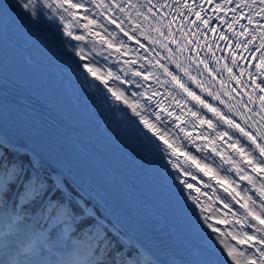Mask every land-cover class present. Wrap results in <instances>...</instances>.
<instances>
[{
    "label": "snow or ice",
    "instance_id": "obj_1",
    "mask_svg": "<svg viewBox=\"0 0 264 264\" xmlns=\"http://www.w3.org/2000/svg\"><path fill=\"white\" fill-rule=\"evenodd\" d=\"M37 0H10L8 4L5 5L8 9L11 10L13 19H19L25 23L32 24L37 27L38 23V11L36 8ZM210 3L211 0H208ZM0 3H3V0H0ZM151 3V0H149ZM62 7V5H58ZM72 8H80L82 5L72 4ZM97 8H103L105 5L100 3L99 0L96 4ZM109 8H119L120 12L125 11V5L120 4H110ZM187 9V13L195 17L191 23L195 24L198 28L205 27V30L208 32L215 33L217 29L214 26L209 24L211 17L205 18L203 15V9L194 11L195 4L189 5L185 3L183 5ZM239 7V5H237ZM250 7V5H249ZM228 8V0H225L223 5L217 3L215 5L214 11L219 13L226 11ZM235 11V10H234ZM148 12L152 13L153 8L149 7ZM264 14V0H260V10L258 12H251L247 16L248 26L256 24L255 28H252L251 31L249 27L241 25V31L239 33L233 32V35L237 37L244 36L247 39L240 43L239 40L236 44V48L239 51H229L227 48L225 51L228 52L231 65L236 66L240 69L238 75H234V68L225 64L223 71L228 73L230 81H235V86L231 89L227 88V85H224V88L220 92H212L211 90H206L203 83L198 82V77L192 75L189 68L183 67L179 64L174 56H169L167 59L169 63H175L176 68L170 69L166 64L160 63L157 59L156 64L153 65L158 69H163L161 75L164 77L163 80L152 73L150 70L141 71L137 68H133L132 65L136 63V60L130 59L125 61L128 66V71L131 73L132 77H139L141 81L147 82L151 76L157 84L158 89L161 87L172 86L175 89H179L181 94L184 96V99H180L175 95L174 91H167L166 95L170 98V102L165 105V100L160 96L159 91H153L150 86L145 87V92L140 93V96H146V104H151L153 100L156 101L155 111L152 112V115L155 116L156 123H151L148 119L144 117L142 112L145 110L141 107L140 101L137 100L135 103H129L125 99V103L128 104V107L131 108L132 112L140 117L145 128L149 131L154 132L157 136H160L161 139H164V143L167 145V149L156 145L158 151L161 153V158L163 161H169V149L171 150V155L173 157L177 156V148L173 146L174 141L170 142L168 138H165V133L161 132L157 125H160L163 128H167V122L172 119L173 111L178 110L180 115L175 117L176 122H179L180 117L185 115V109L187 113L190 114L191 118H195L197 123L200 126L208 125L211 126L213 131L216 132V137L211 140L207 137L201 139V143L198 145L195 143V138L188 132H185L183 128H180V131L184 134V137L193 143V147H196L199 151L206 152L208 150L209 144H211L212 151L217 155H220V149L217 147L218 141L226 138L229 140L228 147L231 148L232 152L239 155L240 161L243 163L244 167H249L251 172L259 176L264 174V135H261L259 132L252 131V122L256 121V116L251 115L255 111V107H249V105L255 106L256 100L259 101V108L262 110L258 115L260 116V124L264 125V31H261V28H264V25H261L259 21H254L253 17H260ZM143 15V14H141ZM52 17H49L51 19ZM107 23L115 24L116 27L123 32V34L128 38V40H136V43L139 45V48H144V44L140 43L139 40L132 34H129L123 27V21H117L111 17H106ZM147 19V16H145ZM184 19L187 20V15L184 16ZM216 19L223 24L224 17L222 15H217ZM234 23H238V20H234L228 24L229 29L231 30L234 27ZM89 25H95L102 29L103 33L106 34L107 38L104 35H101L99 32L91 31ZM86 29H89V34L98 37L101 45L108 50L110 55L115 54L118 58L121 53L126 54L128 52V46L121 42L119 45L113 44V33H110L106 27L102 24H96V21L89 20L87 24L84 25ZM171 28V22L168 25ZM137 31L136 27H133L132 32ZM155 31L160 32V29H155ZM171 36V32L168 33ZM199 35V33H197ZM83 37L77 36L76 39H82ZM147 38V37H146ZM167 39V37H165ZM218 40H223L229 42V37L226 36L223 32H220L217 37ZM260 40L261 43L253 47V42ZM151 43H158L157 41H150ZM196 45V48L189 47L188 44H185L183 48L177 47L175 49L176 53H184L185 50L189 52L190 66L195 64L197 68L203 66V70L200 72V75H203L204 72H207L209 76L215 80L214 70L210 68L205 59H194L192 53L196 52L198 54L200 42L198 40L193 41ZM171 44H178V42L173 37L168 41V44H162V47L166 51H172L169 47ZM78 47V46H77ZM210 49V45H209ZM74 53L76 52L75 48L70 49ZM146 51H151L150 49H145ZM244 50H248V55H244ZM138 51V49L134 50ZM259 54V55H257ZM81 58H83V53L81 51ZM223 58V57H222ZM107 59V58H105ZM143 59L147 60V57ZM215 60V57L213 56ZM241 61L244 63L241 64ZM219 63V61H215ZM91 63H99L93 59ZM151 64V61H149ZM89 64H82L80 67L86 68L88 72L95 74L96 70L89 66ZM246 66L254 68L255 71H246ZM143 68V65H141ZM178 73H183V77ZM108 77L120 79L118 76H114L112 72L107 73ZM245 75L248 77L245 80ZM184 77L190 81V84L184 82ZM97 79H100L97 76ZM131 83V81H129ZM100 83L103 85V88L107 89L108 92H112V97H115L113 104L123 98V93L116 91L113 92L112 88L109 87L108 83L100 79ZM192 85L199 89L200 93L207 91V96L211 97L213 101L218 100L220 104L224 105L227 108V112L222 111L219 107L210 103L206 98H202L200 94L193 90ZM240 87L245 89H251V92L247 94V100L241 99L239 106L229 104L224 97H234V94L240 90ZM93 88L96 92L100 89ZM129 91H131L129 89ZM245 93L241 92V97ZM112 97H107L108 100H112ZM255 97V98H254ZM189 104L191 107H189ZM198 109L206 110L211 113L215 118V123L213 119L206 118L204 115L200 114ZM151 111V109H147ZM247 112V114H246ZM243 116L244 119L242 122H238L236 117ZM226 126L229 131H221L218 126ZM259 126V125H258ZM196 127V124H193V128ZM232 133H238L239 138H234ZM16 136V135H15ZM13 135H5L4 139H0V206H6L8 200L12 201L13 207L19 209L21 206L32 205L35 209H39L41 212L44 211V205H48V213H55L56 217H64L66 215H73L77 218H80V223L77 227L84 228V225H88V231L92 234V237L97 241L102 242L104 246L111 245L114 249H117L118 245H122L125 250L128 249L129 245H133V240L129 236L128 231L126 230V224L123 220L116 216L114 212L109 211L108 202L102 201V198L95 194V190L85 188L82 183L77 179L72 178L70 172H65L61 170L58 175H51L50 177H45L42 174V164L40 163V155L35 148L32 149L33 156L36 158H31L27 161L20 159L17 156L18 143ZM241 139L248 142L249 148H246L244 143L241 142ZM215 141V142H214ZM239 145V147H237ZM254 153H258L254 155ZM247 154V155H246ZM186 158L191 159L192 163L200 168V162L195 156H192L190 153L186 154ZM222 159L225 163H233L234 161H229L227 156H222ZM172 169H178L175 173L171 172L172 177H174L176 182H179L186 189H193V184L189 183L187 179H183L181 172L184 177L190 176L191 173L179 169L177 163L171 162ZM204 175H208L211 169L204 165L202 169ZM235 171L239 175L241 180L248 181L249 184H255L252 175H246L241 171L239 166L236 167ZM67 176L71 180V186H66L62 181V177ZM51 179L53 182L51 185L46 183L47 179ZM195 179V177H193ZM226 179V178H221ZM182 181V183H181ZM219 182V180H218ZM224 192L227 193L233 201L238 203L242 209H244V223L248 224L254 231L249 233H244L243 236L237 240V235H232V239L237 240L238 244L247 245L249 247L255 248L258 255H252L248 258L247 264H264V184H261L260 187L255 188L256 199H253L251 196L247 195L248 189H244V201L238 199V194L227 185L221 184ZM194 191L199 193V188H195ZM59 192V194H57ZM183 195L187 196L188 193L184 192ZM194 203L199 205L198 196L189 197ZM59 201V202H58ZM91 201V204H89ZM52 202H58L53 204ZM224 207H228L227 204ZM25 209V207H24ZM203 212V209H202ZM23 216H17L16 219L22 220ZM31 218V217H30ZM211 217L205 216L203 223L207 225V228L213 229L214 232H219V228H213L212 223H210ZM223 223H228L227 220L222 221ZM239 222V221H238ZM69 229L66 228L65 231ZM54 235V233H53ZM227 248V255L232 258L233 261H237V255L234 254V251L231 247L225 244ZM103 251V249H101ZM131 264V262H130ZM186 264H213V261L210 258L209 253L201 252L198 254L197 259H189L186 261Z\"/></svg>",
    "mask_w": 264,
    "mask_h": 264
},
{
    "label": "bare ground",
    "instance_id": "obj_2",
    "mask_svg": "<svg viewBox=\"0 0 264 264\" xmlns=\"http://www.w3.org/2000/svg\"><path fill=\"white\" fill-rule=\"evenodd\" d=\"M49 3L52 4L54 9L57 11L60 17H63L68 24L72 26V29L77 34H82L85 36L87 40H89L94 47L99 48L100 50L106 52L109 54L108 50L104 48L103 45L99 42L98 37H94L89 34V29H86L84 27L85 24L88 23L89 20L96 21V24H102L104 27L108 29L110 33H113V44L119 45L121 42H123L125 45L128 46V52L126 54L121 53L119 55V58L113 54L112 56L117 63L128 72L131 79L134 81V83L139 86L143 92H145V87L150 86L153 91H159L160 96L164 98L165 105H167L170 102V98L165 94L166 88L167 91H174L175 95L182 99L181 92L178 91V89L173 88L172 86H166L161 87L158 89L156 81L150 76L149 80L147 82L141 81L139 77H132L131 73L128 71V66L126 65L125 61L134 59L136 60V63L132 65L133 68H137L141 71L144 70H150L152 73H154L156 76H159L161 80L164 79V77L161 75L163 69H158L157 67H154L153 65L156 64L157 57L151 55L150 53L146 52L142 48H139V45L135 44L132 40H128V38L114 25L107 23V19L102 15L100 10L96 7V4L98 0H47ZM157 1L160 0H151V3H149V0H129V10L130 12H127L126 10L122 13L119 11V8H113L116 12H118L122 19L125 21H128L132 26L136 27L138 30H140L142 33L149 37H153L151 34V30H153V25L155 24V19L158 21L161 19H168L170 17H167L168 10H161L159 7V3ZM167 6L168 8L175 7L177 11H179V14H175L173 16V20L177 24H185L189 27V29L194 33L195 36L203 39L210 45V50L215 55L219 56V59L224 66L226 63L229 64V66L234 68V75H238L240 69L236 66L231 65L230 57L227 51L225 49L227 48L229 51H239V49L236 48V44L239 40L240 43H243L247 37L240 36L237 37L236 35H233V32L239 33L241 31V25H244L246 27H249V30L251 31L252 28L256 27V24L254 23L251 26H248L247 16L251 12H258L260 10V0H228V8L226 11L223 12H215L214 8L217 3L223 5L225 3V0H211L209 3L208 0H181V4H178L177 1L174 0H161ZM100 3L110 5V4H116L118 5V0H99ZM185 3H188L189 5L195 4L194 11H198L203 9V15L205 18L211 17L212 19L209 21V24L211 26H214L217 31L215 33L208 32L205 30V27H197L195 24L191 23L195 19L194 16L187 13V9L183 7ZM72 4H79L82 5L80 8H72ZM62 5V7L58 6ZM239 5V7H237ZM250 5V7H249ZM131 6H134L135 10L140 11L144 15L149 17V25L146 26V30L144 24L142 23V17L140 16L139 19L135 18L133 19V12L134 10H131ZM152 7L153 12L149 13L148 8ZM235 10V11H234ZM181 12V13H180ZM178 13V12H177ZM179 15V16H178ZM187 15V20L184 19V16ZM217 15H222L224 17V23L221 24L218 19H216ZM254 21H259L261 25H264V14H262L260 17H253ZM234 20H238V23H234V27L230 30L228 27V24L230 22H233ZM89 28L91 31L99 32L101 35H104L105 38H107L106 34L103 33L102 29L99 27H96L95 25H89ZM261 31H264V28H261ZM220 32H223L226 36L229 37V42H225L223 40H218L217 37L219 36ZM199 33V35H197ZM155 36V35H154ZM261 43L260 40H256L253 42V47L257 44ZM138 49V51H134ZM244 55H248V50H244ZM259 55V54H257ZM144 57H147V60L143 59ZM223 57V58H222ZM151 61V64L149 63ZM244 62L241 61V64ZM141 65H143V68H141ZM246 71H252L254 72L255 69L251 67L246 66ZM247 76L245 75V80H247ZM245 89L244 87H242ZM247 91L251 92L250 87L246 89ZM146 97V96H145ZM259 102L258 100H256ZM152 102L156 103L155 100ZM176 110L173 111V113ZM177 112H179L177 110ZM182 120L181 123H183V127H185V117L181 116ZM207 118V117H206ZM215 123V120H213ZM199 126V124L196 125V127ZM211 129L212 127L209 126ZM219 130L221 131H229L231 130L222 127L221 125L218 126ZM191 130V129H190ZM213 130V129H212ZM215 133L216 137V132ZM200 133L202 134V130H200ZM5 135H13L15 136V139L17 140V143L26 146L31 154L33 155L32 149L35 148L38 152L41 153L40 156L53 161V164L57 167V172L55 175L60 174L61 170L65 172H70L71 175L76 178L80 183H82L86 188L92 190H95V194H98L100 198H102L103 201L108 202V207L110 212H114L117 217H119L121 220L124 221L126 224V230L128 233L134 237L143 247L144 253L148 256H153L160 264H184L183 261L178 257L169 252L162 244H159L157 241L152 239L150 236L145 234L139 226L128 216H126L120 209L117 207L109 198H107L101 190L97 186H95L91 181L87 179V177L82 174L81 172L73 169L68 163H66L63 159L56 156L51 150L43 146L40 142H38L36 139L30 137L29 135H19L15 133L12 129L7 127L5 123L2 121L0 122V137L4 139ZM214 135V134H212ZM234 138H239V135L232 133ZM202 138V137H201ZM226 140V138L222 139ZM215 142V141H214ZM241 142L244 143L246 148H249L246 141L241 139ZM217 147L220 149V152L227 156L228 159L231 161H234L235 164L240 166L241 169L246 173V175H252L253 179L255 181V184H251L254 188H258L261 186V184H264V174H260L259 176L254 175L252 172L246 170L243 163L238 159V157L233 155V152L231 148L225 149L223 144L220 143V141L216 142ZM211 146V144H209ZM239 147V145H237ZM249 150H251L249 148ZM247 155V154H246ZM35 157V156H34Z\"/></svg>",
    "mask_w": 264,
    "mask_h": 264
},
{
    "label": "clouds",
    "instance_id": "obj_3",
    "mask_svg": "<svg viewBox=\"0 0 264 264\" xmlns=\"http://www.w3.org/2000/svg\"><path fill=\"white\" fill-rule=\"evenodd\" d=\"M47 209V203L43 212L35 213L23 206H0V264H140L138 251L129 255L132 245L127 251L104 246L92 237L89 226L77 227L80 218L56 217Z\"/></svg>",
    "mask_w": 264,
    "mask_h": 264
},
{
    "label": "rangeland",
    "instance_id": "obj_4",
    "mask_svg": "<svg viewBox=\"0 0 264 264\" xmlns=\"http://www.w3.org/2000/svg\"><path fill=\"white\" fill-rule=\"evenodd\" d=\"M174 1H177L178 2V4H180V5H182L180 2H181V0H174ZM127 2H129V0H127ZM157 3H159L158 5H159V7H160V9L161 10H168L167 12H169L168 13V16L170 17H172V16H174L175 14H179V11H177V9H175V7H171V8H168L167 6H165V4L163 3V1H157ZM135 9H137V8H135ZM178 12V13H177ZM181 13V12H180ZM143 14V13H142ZM141 16H144V14L143 15H141ZM146 16V15H145ZM144 16V17H145ZM179 16V15H178ZM156 21H157V19H155ZM155 21V22H156ZM144 30H146V26H145V29ZM151 34H153V30H151ZM247 91V90H246ZM247 93H250L249 91H247ZM255 98V97H254ZM176 112H177V110H176ZM187 125V124H186ZM202 128H201V130L203 129V127L204 126H201ZM209 129V128H208ZM198 132H200V131H198ZM212 134H214V135H212ZM200 136L203 138V137H207L208 139H212V138H214L215 137V133L213 132V130H212V132H209V131H207V132H204L203 130H202V134H200ZM3 139V138H2ZM220 143H222V142H220ZM18 146L19 147H21L22 149H24V150H26L27 151V153H28V155H29V157H30V159L31 158H36V157H34L32 154H31V152L29 151V149L26 147V146H23V145H21V144H19L18 143ZM225 149H229V147H227V148H225ZM233 155L234 156H236V154L235 153H233ZM240 160V159H239ZM40 163L42 164V166H43V168H45V169H49V164H51V166H52V163H53V161H50V160H48V159H46V158H44V157H42V156H40ZM42 168V169H43ZM56 172H57V169L56 168H54V171H53V175H55L56 174ZM66 179H69V177H67V176H64ZM63 178V177H62ZM72 178H74L73 176H72ZM74 179H76V178H74ZM84 186V185H83ZM85 187V186H84ZM86 188V187H85ZM102 202V201H101ZM9 207V206H8ZM129 236L132 238V240H133V242L139 247V250H140V252L142 253V255H144V257H143V259H145L146 257H145V254H144V249H143V247H142V245L134 238V237H132L130 234H129ZM150 257H151V259H153L157 264H160L153 256H151L150 255Z\"/></svg>",
    "mask_w": 264,
    "mask_h": 264
},
{
    "label": "trees",
    "instance_id": "obj_5",
    "mask_svg": "<svg viewBox=\"0 0 264 264\" xmlns=\"http://www.w3.org/2000/svg\"><path fill=\"white\" fill-rule=\"evenodd\" d=\"M17 156L20 158V159H22V160H24V161H27V160H29L30 159V157H29V155H28V153H27V151L26 150H24V149H21V148H17ZM51 172H52V169H45V168H43L42 169V174L45 176V177H50L52 174H51ZM46 183H48L49 185H51L53 182L51 181V179L49 178V179H47L46 180ZM64 183H65V185L66 186H71V181H69V180H67V179H65L64 178ZM57 194H59V192L57 193ZM59 202V201H58ZM89 202H91V201H89ZM25 207V209L24 210H26V209H28V210H33V209H35V207L34 206H32V205H25L24 206ZM37 210H39L38 208H37ZM80 223H82V221L81 222H79V224ZM78 224V225H79ZM77 225V226H78ZM86 226H88V225H84V227H86ZM123 246L122 245H118L117 246V249H119V248H122ZM127 251V250H126ZM135 251H138V248H137V246L133 243V245H132V249L129 251V255H131L133 252H135ZM139 252V251H138ZM139 254H140V264H155V262L154 261H152V260H147V261H145V262H142V255H141V253L139 252Z\"/></svg>",
    "mask_w": 264,
    "mask_h": 264
},
{
    "label": "water",
    "instance_id": "obj_6",
    "mask_svg": "<svg viewBox=\"0 0 264 264\" xmlns=\"http://www.w3.org/2000/svg\"><path fill=\"white\" fill-rule=\"evenodd\" d=\"M15 133H18V132H16V131H14ZM19 134V133H18Z\"/></svg>",
    "mask_w": 264,
    "mask_h": 264
}]
</instances>
